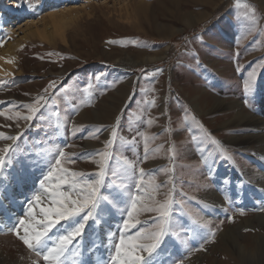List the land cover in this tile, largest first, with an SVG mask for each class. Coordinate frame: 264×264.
<instances>
[{"label": "rangeland", "instance_id": "rangeland-1", "mask_svg": "<svg viewBox=\"0 0 264 264\" xmlns=\"http://www.w3.org/2000/svg\"><path fill=\"white\" fill-rule=\"evenodd\" d=\"M37 100L39 111L24 119ZM114 128L99 217L61 264L79 255L83 264H110L140 168V196L163 201L170 192L174 200L171 230L144 254L148 264H264V189L254 198L245 187L252 203L238 206L221 176L230 171L236 191L251 180L246 168L264 171V0H0V155L12 149L0 171V208L22 204L19 222L33 196L49 206L40 181L59 150L61 167L95 179ZM214 196L225 207L218 219ZM156 215L134 212L130 222L139 223L125 238L151 228ZM73 223L52 228L48 246ZM92 227L102 258L93 256ZM8 229L0 227V264H46Z\"/></svg>", "mask_w": 264, "mask_h": 264}, {"label": "snow or ice", "instance_id": "snow-or-ice-1", "mask_svg": "<svg viewBox=\"0 0 264 264\" xmlns=\"http://www.w3.org/2000/svg\"><path fill=\"white\" fill-rule=\"evenodd\" d=\"M237 2L239 3V0ZM254 86L255 74H250L249 79L244 84L245 93L252 92ZM50 87H55V82H52ZM27 107L29 115L24 119L30 121L33 119V115L39 111V100L36 101V104ZM117 121H119V117H117ZM111 135L113 139L106 142V150L98 153L101 160L95 179H84L83 173L61 167V158L65 157V153L63 150H59L58 154L53 157L54 165L40 181V188L47 194L46 199L49 201V206L41 207L39 204L42 199L41 195L33 196L32 201L37 202L35 206L30 201L25 212V218H21L17 225L8 229L9 232L17 235L38 259L42 258L46 264H61V260L69 251L70 246L83 236L88 222L94 217L98 219L104 202L101 188L108 175L107 166L111 156L107 149L112 147L113 140L117 135L115 128ZM6 139L14 141L18 137H6ZM11 151L10 147L3 149L4 154L0 155V171L6 166L8 154ZM128 167L132 168L135 173V165L130 164ZM139 176L140 180L136 183L137 195L130 198L131 207L126 209L128 218L123 220L122 234L119 242L114 245L115 254L111 256L110 264H148L144 254L146 253L148 257H151L171 230L172 205L174 203L172 194L169 192L163 201H157L154 195H149L145 199L139 195L145 190L144 169H139ZM149 183L154 184V178ZM159 188V185H155L156 191ZM35 207H40V219L36 218ZM138 210L144 213H156L154 224L151 228L138 231L135 235L125 238L124 231L139 223L138 220L135 223L130 222L133 219V213ZM61 221H73L74 223L70 230L66 231V234L60 235L55 243L49 247L48 234ZM18 230H22L23 235H20Z\"/></svg>", "mask_w": 264, "mask_h": 264}, {"label": "bare ground", "instance_id": "bare-ground-1", "mask_svg": "<svg viewBox=\"0 0 264 264\" xmlns=\"http://www.w3.org/2000/svg\"><path fill=\"white\" fill-rule=\"evenodd\" d=\"M144 5L145 4H140V6L138 5L137 6V8H136V12L137 13H141V11H142V7H144ZM145 7H146V5H145ZM219 103H222L221 101H218ZM236 104V106H239L238 105V103L237 102H233V103H231V105H235ZM244 116L245 114L244 113H237V116ZM239 117V118H240ZM248 117H250V116H248ZM247 117V118H248ZM251 118V117H250ZM244 119V118H243ZM252 119V118H251ZM255 121V120H254ZM261 121V120H260ZM260 121L259 120H256L255 122L256 123H260ZM237 125V124H236ZM166 161V160H165ZM166 166L167 167H169V165L168 164H166ZM236 168H237V166H235ZM174 168V167H173ZM175 170V169H174ZM226 170L227 169H224V170H222L223 171V173L221 174V176L222 177H225L224 179H226V186H225V189L223 190V194H225V196L227 197V199L228 198H230L231 196L232 197H234L235 198V200H236V202H237V205L238 206H241L242 204H249V203H252V199L250 200V199H248L247 197H245V195H244V192H245V190H247L245 187H248L249 189H253V194H254V198H260V193H261V191L264 189V171H261V172H256V171H254L255 169H252V168H250V169H247L246 168V171H247V174H248V176H249V178H251V180H250V182H249V184H245V186H244V188H240L239 190H236L235 191V189H234V184L236 183L235 181L236 180H234L232 177H231V173H230V171H228V172H226ZM245 171V172H246ZM241 172V171H240ZM244 173V172H243ZM248 176H246V177H248ZM242 178V177H241ZM219 179V178H218ZM245 179V178H244ZM248 180V179H247ZM221 181V180H220ZM237 181H239V180H237ZM216 182V181H215ZM235 182V183H234ZM217 184H218V182H216ZM240 183V182H239ZM34 186V183L33 182H31L30 183V185H29V187H33ZM238 188V187H237ZM247 192V191H246ZM43 194H45L44 192H43ZM12 195V194H11ZM11 195L9 194L7 197H9V198H11ZM208 195H212L211 194V191H208ZM17 196V195H16ZM23 196L25 197V199L27 198V195H26V193H23ZM17 197H19V196H17ZM220 197V196H219ZM15 198V197H14ZM14 198H12V199H14ZM253 198V199H254ZM17 199H20V198H17ZM213 199V203H214V207L215 208H212L213 210H212V212L215 214V219L217 218H221L225 213H224V209H225V207L224 206H221L220 205V200L218 201V199L217 198H215V196L212 198ZM1 201V200H0ZM12 201H14V200H12ZM17 201H20V200H17ZM215 201V202H214ZM218 201V204H216V202ZM22 203V202H21ZM13 205V204H12ZM213 205V204H212ZM20 211V212H19ZM19 213L20 214H22V215H24V208L22 207V204L20 205V209L18 210V209H16L15 211H12L11 209H10V207L9 208H0V227L1 228H11L13 225H15L16 224V222H17V220L18 219H16L17 218V216L19 215ZM213 214V215H214ZM214 218V217H213ZM17 224H18V222H17ZM197 224H199V223H197ZM96 225V224H95ZM98 226V225H97ZM108 228V227H107ZM92 233H93V236H94V238H95V241L94 242H92V243H94V258H96V257H99V258H102L100 255H101V253H102V251L100 250V247L98 246L99 244H100V241H99V239H100V231L97 229V227H92ZM98 241H99V244H98ZM169 243L170 244H172L174 247V249H173V251L175 252V253H181L182 251H181V248L179 247V245H177L176 243H175V241H172V240H170L169 241ZM85 244V243H84ZM76 245V244H75ZM101 245V244H100ZM78 246V245H77ZM76 248V247H75ZM84 248V247H83ZM78 249V251H79V249L80 250H82V247L81 246H78L77 248H76V250ZM75 250V251H76ZM102 250H104L103 248H102ZM108 251H107V253H109L110 252V248L109 249H107ZM172 250V249H171ZM74 251V252H75ZM106 251V250H105ZM107 253H105V254H107ZM102 254H104V252L102 253ZM108 255V254H107ZM75 256V255H74ZM77 256H78V254H77ZM79 256H81V257H78L79 258V261H78V263L77 264H83V259H84V256H82V255H79ZM103 256V255H102ZM106 256V255H105ZM168 256H170L171 257V253L169 252V254H168ZM0 257H1V255H0ZM169 257V258H170ZM2 258V257H1ZM99 258H97V260H99ZM76 260V259H75ZM0 261H1V259H0Z\"/></svg>", "mask_w": 264, "mask_h": 264}]
</instances>
